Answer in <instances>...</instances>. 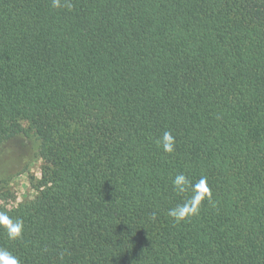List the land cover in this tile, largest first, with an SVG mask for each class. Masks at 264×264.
I'll return each instance as SVG.
<instances>
[{"label":"trees","instance_id":"obj_1","mask_svg":"<svg viewBox=\"0 0 264 264\" xmlns=\"http://www.w3.org/2000/svg\"><path fill=\"white\" fill-rule=\"evenodd\" d=\"M67 2L0 0V146L33 134L41 160L32 198L0 186L24 222L0 248L20 264H264V0ZM202 177L211 201L174 223Z\"/></svg>","mask_w":264,"mask_h":264},{"label":"rangeland","instance_id":"obj_2","mask_svg":"<svg viewBox=\"0 0 264 264\" xmlns=\"http://www.w3.org/2000/svg\"><path fill=\"white\" fill-rule=\"evenodd\" d=\"M38 141L33 134L18 136L0 146V186L15 194V204L35 195L32 182L40 177Z\"/></svg>","mask_w":264,"mask_h":264},{"label":"clouds","instance_id":"obj_3","mask_svg":"<svg viewBox=\"0 0 264 264\" xmlns=\"http://www.w3.org/2000/svg\"><path fill=\"white\" fill-rule=\"evenodd\" d=\"M53 8L67 7L71 8V4L64 0H52ZM163 151L166 153H172L174 151L175 139L170 132H165L163 137ZM158 143H160L158 141ZM184 176L181 174L177 176L173 181V188L178 194H183L184 191ZM195 195L186 200L182 204H178L173 208H169L167 215L173 220L174 223H181L193 216L199 214L200 205L205 199L211 201L212 193L209 187H207V178L202 177L201 180L194 186ZM156 219L155 213L151 217ZM0 228H2L9 240H18L23 235L24 222L21 219H13L6 212L0 211ZM0 264H20L18 257L12 255L7 249L0 248Z\"/></svg>","mask_w":264,"mask_h":264}]
</instances>
